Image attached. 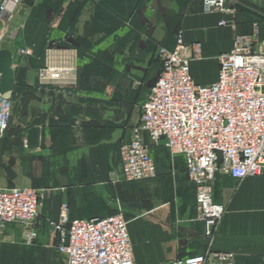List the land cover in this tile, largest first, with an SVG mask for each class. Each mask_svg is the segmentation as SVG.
Returning <instances> with one entry per match:
<instances>
[{"label": "crops", "instance_id": "obj_1", "mask_svg": "<svg viewBox=\"0 0 264 264\" xmlns=\"http://www.w3.org/2000/svg\"><path fill=\"white\" fill-rule=\"evenodd\" d=\"M227 7L234 12L205 13L201 0H24L11 21L0 11V52L13 54L15 70L13 117L0 136V188L44 190L34 244L21 225L0 223V264H65L47 223L64 203L72 218L123 213L135 264H170L208 249L185 158L144 134L157 178L129 183L120 146L161 72L157 48L173 50L179 32L187 45L202 46L191 63L200 85L217 80L219 57L237 35L253 36L254 50L264 53V0ZM22 48L32 56H19ZM48 64L74 66L77 84L40 83ZM214 201L226 213L213 249L234 253L237 264H264V177L220 173Z\"/></svg>", "mask_w": 264, "mask_h": 264}, {"label": "built area", "instance_id": "obj_2", "mask_svg": "<svg viewBox=\"0 0 264 264\" xmlns=\"http://www.w3.org/2000/svg\"><path fill=\"white\" fill-rule=\"evenodd\" d=\"M228 1L201 0L205 13L232 14ZM23 2L2 0V16L11 21ZM220 25L233 23L222 21ZM253 45V36L237 35L233 50L219 57L217 80L208 85L197 84L191 74L192 61L202 55L201 44L187 45L179 32L173 50L157 48L161 72L143 105L138 126L120 146L121 176L129 183L157 178V165L144 134L152 144H163L173 156L185 158L188 181L196 191L197 219L204 224L209 246L201 254L170 264H237L234 253L213 249L226 213L214 201V186L220 173L237 180L264 177V53L256 52ZM18 55L30 57L32 50L19 49ZM38 79L42 84L75 86L77 69L48 64L39 69ZM12 117V99L0 95V136L9 130ZM43 198L40 189L0 188V223L21 225L26 243L34 244L39 238ZM47 223L65 264H135L128 222L121 212L72 218L69 204L64 203L58 219Z\"/></svg>", "mask_w": 264, "mask_h": 264}, {"label": "water", "instance_id": "obj_3", "mask_svg": "<svg viewBox=\"0 0 264 264\" xmlns=\"http://www.w3.org/2000/svg\"><path fill=\"white\" fill-rule=\"evenodd\" d=\"M14 56L8 51L0 52V95L12 99L15 88ZM221 159V156H220Z\"/></svg>", "mask_w": 264, "mask_h": 264}, {"label": "rangeland", "instance_id": "obj_4", "mask_svg": "<svg viewBox=\"0 0 264 264\" xmlns=\"http://www.w3.org/2000/svg\"><path fill=\"white\" fill-rule=\"evenodd\" d=\"M142 114V113H141ZM12 121V120H11Z\"/></svg>", "mask_w": 264, "mask_h": 264}]
</instances>
